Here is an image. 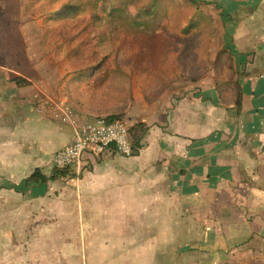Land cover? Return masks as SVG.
I'll use <instances>...</instances> for the list:
<instances>
[{
  "label": "crops",
  "instance_id": "obj_1",
  "mask_svg": "<svg viewBox=\"0 0 264 264\" xmlns=\"http://www.w3.org/2000/svg\"><path fill=\"white\" fill-rule=\"evenodd\" d=\"M235 1L238 11L212 12L219 50L230 52L244 73L235 78L242 113L235 118L219 103L212 73L174 84L140 119L149 126L143 150L131 157L86 153L81 167L65 173L73 176L61 183L64 198L55 201L41 196L39 184L54 172L53 154L71 143L73 132L36 115L34 96L63 95L66 76L27 42L25 0H13L12 22L10 9L1 14L0 237L14 245L17 264H227L240 253L264 258V120L253 129L256 116L264 118V6ZM230 14L244 17L235 21ZM213 47L214 57L219 50ZM16 79L29 85L19 87ZM36 169L43 183H27Z\"/></svg>",
  "mask_w": 264,
  "mask_h": 264
},
{
  "label": "trees",
  "instance_id": "obj_2",
  "mask_svg": "<svg viewBox=\"0 0 264 264\" xmlns=\"http://www.w3.org/2000/svg\"><path fill=\"white\" fill-rule=\"evenodd\" d=\"M83 1L85 8L80 12L73 8L71 1L57 5L59 0H33L23 6L25 14L35 10L37 14L32 13L43 18V27L41 25L39 33L44 36L40 39L44 56L54 54L57 58L62 56L63 60L80 52L83 47L98 46L101 49L111 43L112 36L116 34L114 30H102L115 23L120 24L126 37L130 35L136 37L135 40L138 35L141 36L140 39L149 40L155 37L176 39L178 52L172 58L171 64L161 68L157 76L151 77L154 82L149 85L148 81L145 91H142L145 104L150 106L157 102L174 83H195L211 72L219 103L234 110L235 118L242 113V89L235 78L244 73H238L234 68V59L230 52L219 50L213 57L212 47L218 42L221 33L214 13L203 4L193 0H126L118 8H107L106 18L98 11L111 0ZM78 28L80 29L76 34L80 35L76 36L72 30ZM144 31H147L149 36H146ZM46 35L55 36L53 44L47 40ZM74 42H77L75 46ZM104 56L94 64L86 63L83 69L78 67L70 72L64 79L65 92L69 94L72 108L77 114L82 115L80 113L89 110L80 99L82 94L87 93L92 99H100L104 105L113 104V111L104 113L106 107H102L99 109H102L103 113L97 112L99 109L93 110L95 115L103 117L107 123L120 122L125 116L124 105L132 96L131 79L114 60L109 59V53ZM14 82L19 87L29 85L23 79H16ZM90 82H93V85H89ZM112 82L116 88L112 86ZM112 92L115 93V98H107ZM78 95L81 96L77 97ZM223 97L232 99H228L227 104ZM146 126L143 123H135L129 128L136 150L142 147L140 142L148 130ZM65 175L64 172L56 171L52 173V179L57 180ZM26 181L43 183L44 179L40 170L36 169Z\"/></svg>",
  "mask_w": 264,
  "mask_h": 264
},
{
  "label": "rangeland",
  "instance_id": "obj_3",
  "mask_svg": "<svg viewBox=\"0 0 264 264\" xmlns=\"http://www.w3.org/2000/svg\"><path fill=\"white\" fill-rule=\"evenodd\" d=\"M18 1V0H14ZM33 1V0H25V4L27 5L28 2ZM71 1L73 4V8L76 9L77 11H82L85 8V3L83 0H59L57 5H62V4H68ZM113 1V2H112ZM126 0H111L110 2L107 1L108 3L104 8H99V13L101 16H104L106 18V12L105 10L108 8H118L120 4L124 3ZM205 2H200L202 3L206 8L210 9L211 13L213 10L217 11L219 14L225 15L228 11H238L239 4H237L235 0H225L224 3L217 4L215 8H211L209 5L212 3L210 1L212 0H203ZM10 4H6V1H1L0 0V18L2 17V13H5L6 11H9L10 9V22H12V18L14 15H16V12L14 7L11 5L13 0H8ZM197 2V1H196ZM250 5L249 7L252 6H264V3L260 0H252L249 1ZM256 6V7H257ZM35 14L36 11H32ZM32 12H27L26 16L27 18L30 19V21L27 19V42H32V44H36L34 49L35 53L39 51L40 55L43 58V54L41 51V41L43 39V35L39 33L41 25L43 27V18L40 15H35ZM13 15V16H12ZM215 16V14H214ZM231 19L237 21L241 18L244 17V14L242 16H238L237 14H230L228 15ZM216 19V18H215ZM217 22V21H216ZM218 25V23H217ZM110 27L103 29V31H112L116 34L112 36L111 43L107 44L103 48H99L98 46H95V48H91L90 46L88 48H81L80 52L73 54L72 56L68 59L62 60V56H59L58 58L53 56H50V62H51V67L56 69H60L61 71L65 74L64 77L68 76L70 72L75 71V68L81 67L82 69L86 66V63L89 64H94L98 60L102 59L105 57L104 55H107L108 53L110 54L109 59L114 60V63L118 67H120L124 72H127L126 74L130 77L131 79V90H132V96L131 99L124 105L125 110V116L123 121L126 122V124L129 126V128L134 125L135 123H143L145 126L147 124L144 123V121H141L143 117H145L146 113L149 111V106H147L144 100V97L142 95V91L146 89L147 83L154 82V80L150 79L151 77H155L158 75L159 72H161V68H165V66H169L171 64L172 58L176 55L178 52V48L176 47V39H172L167 37V38H161V37H155L152 40L142 38L140 39V35H138V38L135 40L136 37L127 35V37L123 34L120 28V24L115 23L113 25H109ZM156 28L158 26L154 24ZM65 28V27H64ZM78 29H73L72 32L78 36L80 34H76ZM149 30V29H148ZM109 32V33H110ZM146 36H149L147 34V31H144ZM109 35V34H108ZM39 42H38V40ZM47 40L51 43L55 39V36H50L46 35ZM61 40V39H59ZM222 40H227V37L225 35L222 36ZM218 43H221V37L217 40ZM216 44L213 47V51L215 52L216 50L218 51L220 46L215 42ZM77 42L73 43V46H75ZM217 45V46H216ZM46 49H49L48 46H46ZM48 51V52H49ZM226 51V50H225ZM112 56V57H111ZM46 57V56H44ZM48 65V64H47ZM235 68V65H234ZM78 70V69H77ZM167 70V69H166ZM208 74H211L209 72ZM65 77V78H66ZM64 78V79H65ZM174 84H185V83H174ZM173 84V85H174ZM89 85H93V82H90ZM172 85V86H173ZM112 86H114L112 82ZM171 86V87H172ZM170 87V88H171ZM116 88V87H115ZM150 90V88H149ZM69 94L66 92L63 93V95L59 97H66L68 99L69 107H72L71 100L69 99ZM81 95H78L77 97H80ZM92 96L89 94L85 93L82 94L80 99L82 100L85 105L89 107V110L83 113L81 116L85 114H96L93 112L95 109H99L102 107L105 108L104 113H109L112 110L113 104H108L104 105V103L100 99H92ZM109 99H114L115 98V93L112 92V95L110 97H107ZM161 98V97H160ZM224 98V97H223ZM228 99H232V97L229 98H224L226 103L228 104L229 102L227 101ZM159 100V99H158ZM154 104V103H153ZM152 105V104H151ZM123 106V104H121ZM73 109V108H72ZM103 111L102 109L97 110L99 113ZM264 114V113H263ZM139 119V120H137ZM256 119L259 120V123L256 121L254 123V130H260L262 127V120H264L263 117L256 116ZM148 128L147 132L143 134V138L148 134L149 132V126H146ZM264 138V135L261 133V137ZM145 148V145L142 146L143 150ZM139 150V152L141 151ZM56 152V151H55ZM142 152V151H141ZM54 155V154H53ZM43 164L45 162L41 163L40 166L43 167ZM39 166V167H40ZM47 167V166H46ZM54 171V170H53ZM56 172V171H54ZM47 171L45 169V175ZM53 173V172H52ZM73 175H65L62 178L58 179V183L53 182L51 184L50 181L48 180H53L52 179V174L50 172V176L46 179V183H44V186L42 184H39L42 186L38 191L41 192V196L43 198H50V201H55L56 199H61L64 198V184L60 187L61 183H66V179L69 178L71 179ZM80 176V175H79ZM56 181V180H53ZM52 187H59L53 189ZM44 210L50 211L51 207L50 205H46L44 207ZM8 227V226H7ZM13 228V227H12ZM12 228L10 230H12ZM231 259L227 264H264V258H259L252 253H240L238 256L235 255L231 257ZM226 264V263H225Z\"/></svg>",
  "mask_w": 264,
  "mask_h": 264
},
{
  "label": "built area",
  "instance_id": "obj_4",
  "mask_svg": "<svg viewBox=\"0 0 264 264\" xmlns=\"http://www.w3.org/2000/svg\"><path fill=\"white\" fill-rule=\"evenodd\" d=\"M34 112L61 125L71 128V143L58 149L53 157L50 169L66 174L83 164L86 153L93 157L113 155L131 157L136 153L129 126L125 121L107 123L103 117L95 114L81 116L69 107L66 97L34 96Z\"/></svg>",
  "mask_w": 264,
  "mask_h": 264
},
{
  "label": "flooded vegetation",
  "instance_id": "obj_5",
  "mask_svg": "<svg viewBox=\"0 0 264 264\" xmlns=\"http://www.w3.org/2000/svg\"><path fill=\"white\" fill-rule=\"evenodd\" d=\"M14 245L10 241L0 237V264H17V257H11Z\"/></svg>",
  "mask_w": 264,
  "mask_h": 264
}]
</instances>
